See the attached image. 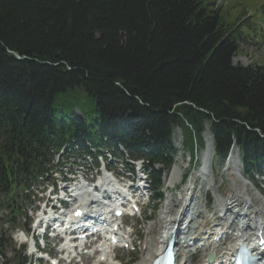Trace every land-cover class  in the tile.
Segmentation results:
<instances>
[{
    "label": "trees",
    "instance_id": "16d2710c",
    "mask_svg": "<svg viewBox=\"0 0 264 264\" xmlns=\"http://www.w3.org/2000/svg\"><path fill=\"white\" fill-rule=\"evenodd\" d=\"M214 7L0 0V198L12 202L71 141L122 145L168 168L176 127L195 152L209 125L217 158L236 144L246 174L262 173L264 63H234L248 24ZM151 180L159 190L162 172Z\"/></svg>",
    "mask_w": 264,
    "mask_h": 264
},
{
    "label": "rangeland",
    "instance_id": "374dc122",
    "mask_svg": "<svg viewBox=\"0 0 264 264\" xmlns=\"http://www.w3.org/2000/svg\"><path fill=\"white\" fill-rule=\"evenodd\" d=\"M228 1H230V3H232L231 1H234V3H236V5L238 4V8L235 6L234 8L232 7L233 4L227 3ZM244 3V4H242ZM264 5V0H217V4H215V7H223V10L225 11L226 7H229L231 10H228V16H227V20L228 21H232L235 16L239 15L241 13V10L243 8H247V11L249 13L248 16L253 15V13H255L257 11V8H261L260 12H264V8H262L261 6ZM264 18V17H262ZM258 19V18H256ZM245 29H247V32L252 34V35H257L258 38H260V31L257 29H250L248 27V25H246L244 27ZM264 37V36H263ZM234 63H241L243 65H251V64H262L264 63V38L260 39H255L252 37H246V39L239 44V51L238 54L233 58ZM79 115L80 113L77 112ZM181 132L180 129L176 130V134H175V143L177 145L178 152L175 156V161L176 164L175 165H179L180 169H179V179L182 176V173H184L187 168L189 167V165H191L190 162V154L187 151H182L181 150ZM206 136V134H205ZM212 141V139H211ZM237 152L238 149L235 147L234 148V156H237ZM205 155V150L202 151H198L197 153V160H201L202 156L204 157ZM214 155V153H213ZM200 163V161H199ZM214 164H216V166L218 165V167H215V165H213L214 167H212L213 170V177L215 179V188L218 187V189L221 191V195H222V199L224 200H230L232 196V193L234 192V181L232 182V177L229 176V170H230V166L232 164L231 160L230 161H225L224 163L220 164V162L215 161L214 160ZM192 166V165H191ZM229 168V169H228ZM228 169V171H227ZM235 170V169H234ZM189 171V170H187ZM232 171L234 174L237 173L236 175L238 176V181L239 184L236 183L240 189H246L248 188L249 191L248 192H244V197L246 196L247 198H252L253 195H257L259 196V198L261 199V202L259 204V207H263L264 206V194H261L262 192L257 188V185L259 184V182H262L263 179H259L256 184L252 183L250 180H246V182L242 181L241 177H239V174L236 171ZM169 172V171H168ZM196 167L193 171H191L189 178L192 177H196ZM201 174V172H200ZM199 174V175H200ZM211 175V174H210ZM212 176V175H211ZM210 176V177H211ZM243 182V184H241ZM177 183V181H174L173 183H168V184H175ZM218 183V184H217ZM167 184V181H166ZM188 185V184H187ZM187 185H183L181 186V189L178 191L175 190H171L170 188L167 189L164 183V189L162 192L163 195V200L160 203V205L157 207L156 211L153 208L154 203L151 201L150 204L145 208V212L144 215L140 216L139 220L137 219V222H132L135 225L136 228V242L140 244L138 250H136L134 252V254H132L131 252L127 253V251H119L118 252V258L121 261V263L124 264H135L138 263L141 260V255L144 252L145 246H143L142 248V242L146 237V227L148 225L151 224H155L160 222L159 221V217L160 214L162 213L163 207L166 203V200L169 198L172 199H177V198H181L182 197V192L183 190L186 189ZM171 188H173L171 186ZM35 190H37V188H35ZM232 192V193H231ZM216 196H218V194L216 193V191L213 189L212 193H210V197L212 199V205L210 206V208L205 212V215H203V220L201 222H203L205 224L206 221H209V217L213 216L217 211L219 214V208L217 207V202H216ZM215 197V198H214ZM220 197V196H219ZM18 204L24 206L25 205V200H22L21 198L18 199ZM216 205V206H215ZM219 206V205H218ZM222 208V207H221ZM196 214H199V212H196ZM194 215V214H193ZM206 216V218H204ZM209 216V217H208ZM205 226V225H204ZM203 226V227H204ZM161 232L160 227L158 226V228H156V230H154L150 235L155 237L157 235H159L158 233ZM13 245L12 247L9 249L8 254L10 257L15 256L18 257L17 254H15V252H13ZM204 255H202V253H200L196 258H193V263H197L199 264L200 261L202 260V258ZM134 257V258H133ZM16 260L13 261V263L10 264H16L15 263ZM17 262V261H16Z\"/></svg>",
    "mask_w": 264,
    "mask_h": 264
},
{
    "label": "bare ground",
    "instance_id": "6f19581e",
    "mask_svg": "<svg viewBox=\"0 0 264 264\" xmlns=\"http://www.w3.org/2000/svg\"><path fill=\"white\" fill-rule=\"evenodd\" d=\"M213 142L211 141V139L209 138V143L208 146L205 150V155L203 158V167L201 169V174L199 175L203 180H207L210 177L211 174V162H210V157L213 155ZM214 167V166H213ZM236 171V169H235ZM237 173H233L232 171L229 170V176L232 177L233 181H234V192L232 194L233 197L232 199H230L229 201H224L220 198H217V203L219 205V207L222 206V210H226V213H228V207L232 206V204H235L236 201L242 202V208H247L248 211H252V213H256L257 216H262L264 214V206L263 207H259V204L261 202V199L259 198V196L257 195H253L252 198H247L244 197V192H248L249 189H240L239 186L236 184H239L238 181V176L236 175ZM179 168L177 166H175L170 174L168 175L167 178V184L168 183H173L174 181H179ZM106 188L107 191L111 190L113 191L114 189H116V187L114 185L110 186L109 183H106ZM188 190H185V195L188 196V198H186V202L184 203L185 206L181 207L179 205H177L176 201L174 200H168L166 202V204L164 205V208L162 210V213L160 214L159 217V223L157 222L155 224H151L148 225L146 227V238L144 239V241L142 242V248L143 246H145L144 252L141 255V260L138 263L135 264H151V262L153 261V259L156 257L157 253H159L163 247V239L165 238V236L168 234L167 232V228L166 226H168L169 223V218H172L173 216H175L177 214V210L182 211L181 212V216L184 217L186 214L188 213H192V211H194V213L198 210V203L195 201L194 199V206L192 205V198H190V196L188 195ZM85 189L83 188H78L77 192L79 193V195L82 194V192H84ZM88 191V189H87ZM86 191V192H87ZM229 202V203H228ZM176 211V212H175ZM250 214V216H251ZM209 217V216H208ZM162 227L163 231L161 233H159V235L153 237L150 234L156 230V228ZM216 234H213L211 236L210 239H212ZM233 235H231L230 237H232ZM132 237V235H131ZM209 240V239H208ZM233 246H230L228 243H222L219 246H215V247H209L208 249L203 250L204 253L206 254L204 261H202L203 264L206 261L207 255L208 253H214L215 258H214V263L219 261V260H224L227 259L228 255L233 251ZM202 251V252H203ZM187 254V252H179L178 253V264H195V263H191L190 258H188L189 256L185 255ZM104 255L107 259V261L103 264H116V260L117 257L115 256V259L113 260L112 258V250H109V247L103 246V251L102 254ZM98 264V263H95ZM197 264V263H196Z\"/></svg>",
    "mask_w": 264,
    "mask_h": 264
},
{
    "label": "snow or ice",
    "instance_id": "6c2138e0",
    "mask_svg": "<svg viewBox=\"0 0 264 264\" xmlns=\"http://www.w3.org/2000/svg\"><path fill=\"white\" fill-rule=\"evenodd\" d=\"M262 243H264V241H262Z\"/></svg>",
    "mask_w": 264,
    "mask_h": 264
}]
</instances>
